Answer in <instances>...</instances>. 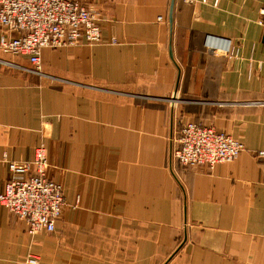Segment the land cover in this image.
I'll return each instance as SVG.
<instances>
[{
	"label": "crops",
	"instance_id": "crops-1",
	"mask_svg": "<svg viewBox=\"0 0 264 264\" xmlns=\"http://www.w3.org/2000/svg\"><path fill=\"white\" fill-rule=\"evenodd\" d=\"M71 1L99 11L100 44L42 49L40 75L0 52V194L4 156L43 145L64 200L58 240L0 205V264H264V0H173L172 23L171 0ZM188 122L244 151L182 167Z\"/></svg>",
	"mask_w": 264,
	"mask_h": 264
},
{
	"label": "built area",
	"instance_id": "built-area-1",
	"mask_svg": "<svg viewBox=\"0 0 264 264\" xmlns=\"http://www.w3.org/2000/svg\"><path fill=\"white\" fill-rule=\"evenodd\" d=\"M99 22V12L91 4L71 0H0V52L27 57L34 67L30 72L40 75L42 49L100 44ZM258 25L264 28V9L260 11ZM115 43L112 39L111 44ZM212 43L223 45L208 36L209 49ZM222 53L231 54L229 44ZM176 147L175 159L181 166L190 168L229 163L244 150L237 140L192 122L181 128ZM256 158L264 162V145L256 152ZM3 161L7 164L9 179L0 194V205L25 223L28 236L52 233L64 200L62 187L47 178L44 146L36 147L27 161H8L6 156ZM38 263L37 256L29 255L19 264Z\"/></svg>",
	"mask_w": 264,
	"mask_h": 264
},
{
	"label": "rangeland",
	"instance_id": "rangeland-1",
	"mask_svg": "<svg viewBox=\"0 0 264 264\" xmlns=\"http://www.w3.org/2000/svg\"><path fill=\"white\" fill-rule=\"evenodd\" d=\"M188 4V3H187ZM217 4V3H216ZM99 12V11H98ZM100 15V14H99ZM260 17V16H259ZM97 45V44H96ZM92 46V45H91ZM216 47H220V48H227L228 47V44L226 45H219V46H216V45H214L213 43H212V45H211V49H209L208 48V45H207V40H206V49L208 50V51H210V52H214V53H218V54H222V55H224L223 53H222V51L219 49V48H216ZM214 49H218V50H214ZM221 55V56H222ZM218 56V55H217ZM227 56H229L228 54H227ZM229 58V57H228ZM235 59V58H234ZM253 106L255 105V106H260V107H264V102L263 101H260V102H256V103H253L252 104ZM196 125V124H195ZM183 127V126H182ZM200 127V126H199ZM205 128V127H204ZM210 129H212V128H210ZM213 131H215L214 129H212ZM215 132H217V131H215ZM179 133H180V131H179ZM217 133H221V132H217ZM222 134H224V133H222ZM226 135V134H225ZM228 136V135H227ZM231 138V137H230ZM233 139V138H232ZM234 140H236V139H234ZM238 141V140H237ZM239 142V141H238ZM175 143H176V140H175ZM243 145V144H242ZM177 148V147H176ZM176 148H174V150L176 149ZM244 148V147H243ZM174 150H173V153H172V155H173V158L175 159V157H174ZM244 151V150H243ZM259 151V150H258ZM240 156V155H239ZM238 156V157H239ZM255 157H256V154H255ZM237 159V158H236ZM235 159V160H236ZM175 161L177 162V160L175 159ZM234 161V160H233ZM233 161H231V162H233ZM231 162H229V163H231ZM178 163V162H177ZM179 164V163H178ZM222 164H224V163H222ZM183 167V166H182ZM202 167H207V168H211V167H208V166H202ZM184 168H186V167H184ZM188 168H190V167H188ZM192 168H198V167H192ZM10 213V212H9ZM13 215V214H12ZM20 220V219H19ZM53 233V232H52ZM52 233H49V234H46V235H50V234H52ZM27 234V233H26ZM51 237H53L55 240H58V237H57V232H55L54 234H52V236ZM27 256H29V254L28 255H26V256H24L23 258H22V260H24L25 258H27ZM21 260V261H22ZM20 261V262H21ZM19 262V263H20Z\"/></svg>",
	"mask_w": 264,
	"mask_h": 264
},
{
	"label": "water",
	"instance_id": "water-1",
	"mask_svg": "<svg viewBox=\"0 0 264 264\" xmlns=\"http://www.w3.org/2000/svg\"><path fill=\"white\" fill-rule=\"evenodd\" d=\"M172 4H173V0H171V8H170V16H169V21H170V23H172V17H171V12H172ZM264 36V35H263ZM212 38V37H211ZM215 42H218V43H222V44H229V42L228 41H222V40H218V39H216V38H212ZM264 40V39H263Z\"/></svg>",
	"mask_w": 264,
	"mask_h": 264
}]
</instances>
